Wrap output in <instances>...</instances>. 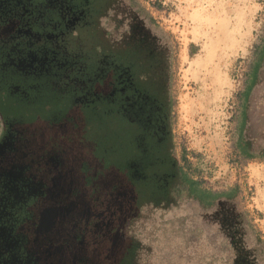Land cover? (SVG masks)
<instances>
[{"label": "rangeland", "instance_id": "rangeland-1", "mask_svg": "<svg viewBox=\"0 0 264 264\" xmlns=\"http://www.w3.org/2000/svg\"><path fill=\"white\" fill-rule=\"evenodd\" d=\"M134 1L151 17L149 26L153 31L171 47L170 126L175 160L201 189L236 190V202L247 214L251 235L260 245L264 260V77L257 76L258 71H264L261 61L264 0ZM129 27L135 28L133 24ZM121 51L125 53V48ZM99 87L102 89V85ZM39 107L35 109L37 114L31 113L23 119L37 122L27 126L31 148L32 141L53 135L52 139H57L65 150L62 158L65 162L57 166L61 172L51 167V172L58 175L48 197L50 204L42 205L40 213L42 216L50 213L48 219L58 220L59 212L53 211L65 201L71 202V198L64 200V197L73 188L79 193L72 196V201L87 205L85 213L93 221L83 244L70 248L58 244L59 248L52 251L54 264H118L123 248L119 239L118 243L114 242V234L109 236L108 231L133 208L134 193L114 170L94 180L96 190L92 193V186L83 185V173L79 172L81 163L86 165V162L92 176L100 169L90 149L94 156H100L102 165L125 166L126 159L123 156L121 160L119 144L115 142L118 139L111 140L112 130L100 127L101 116L95 112L91 127L84 125L87 139L92 143L91 136L94 141L89 149L75 136L82 128L80 114H74L77 111L69 116L73 122L48 126L41 122L62 118L69 109L43 113ZM9 108L17 118L24 117L28 111L17 106ZM72 123L75 128L71 127ZM111 123L115 124L113 120ZM113 144L119 148L117 155L112 150ZM68 205L66 210L70 209ZM191 206L190 202H183L164 212L143 207L145 219L136 228L138 237L150 243L153 254L172 255L171 249H179L184 243L179 238L169 246L159 247L160 229L165 221L190 213ZM230 207L219 210L220 220H229L225 213ZM52 231L58 243V224L54 223ZM205 235L198 238L195 246L181 250L191 256L187 264H228L224 251L213 253V247L210 250ZM54 242L49 238L47 244L56 245ZM46 252L44 258L50 259V250Z\"/></svg>", "mask_w": 264, "mask_h": 264}, {"label": "trees", "instance_id": "trees-1", "mask_svg": "<svg viewBox=\"0 0 264 264\" xmlns=\"http://www.w3.org/2000/svg\"><path fill=\"white\" fill-rule=\"evenodd\" d=\"M30 2L34 8L33 21L30 22L31 30L46 33V36H42L41 40H38L39 43L33 38L24 40L22 36H17L19 39L14 37V40L23 39L25 44L32 42L31 47L39 45L50 49L53 44L52 36L61 46L57 51L59 57L70 62L76 59L82 65L83 70L80 72L85 79H92L94 82L105 60L110 62L113 77L120 69L126 70L132 84L140 91L143 89L150 97L157 98L161 105L160 113L165 118L168 136L166 146L158 148L159 152L154 155H148L145 150L141 152L140 147H137V137V140H151V133L146 134L148 127L144 130L141 121L130 122L122 115V94L118 88L113 99L94 97L88 105L83 106V129L84 125L91 127L92 115L97 112L96 116H101L98 119L100 127H109L108 129L112 130L111 140L118 139L115 142L119 144L120 158L123 160L124 156L126 164L119 167L118 163L114 162L113 167L127 173L136 193V211L126 218L121 228L125 249L119 264H187V259L191 256L181 250L195 246L198 238L204 233L206 244H211L210 250L213 247V253L224 251L228 264H264L262 249L251 235L247 214L236 202V190L213 192L201 189L198 182L183 173L175 160L170 126L171 47L149 26L152 19L147 11L139 7L134 0H74V3L68 4L75 9H82L83 16L73 27L67 28L64 22L66 15L59 10L42 7V10L38 11L36 9L39 8L40 0ZM63 10L66 12L65 5ZM132 24L135 27L133 29L129 27ZM0 42L3 40L0 39ZM122 47L125 48V53L121 51ZM261 58L264 65V50ZM257 76L264 77V71H258ZM73 88L71 83L58 86L51 82L50 77L33 78L17 71L0 70V123L7 119L28 122L23 119L31 113L37 114L36 106H40L43 113H59L64 109L66 111L72 107L76 95ZM14 106L28 111L24 117H14L9 108ZM111 120L115 124H112ZM82 138L88 140L85 131ZM90 138L91 144L94 145L93 137ZM115 144L111 147L117 155L119 148H116ZM97 158L103 161L100 156ZM167 167H170L171 175H165ZM136 169L140 171L137 172ZM10 199L12 203L10 202L9 206L14 211L15 218L18 222L24 221L25 205ZM183 202L191 203L190 213L165 221L157 241L162 242L159 247H166L171 241L180 238L184 245L179 249H171L170 256L165 253L153 254L150 243L143 242L136 233L137 226H141L145 219L142 208H158L164 212L178 207ZM225 207L231 208L225 213L229 220H220V209ZM161 260L164 263H161Z\"/></svg>", "mask_w": 264, "mask_h": 264}, {"label": "flooded vegetation", "instance_id": "flooded-vegetation-1", "mask_svg": "<svg viewBox=\"0 0 264 264\" xmlns=\"http://www.w3.org/2000/svg\"><path fill=\"white\" fill-rule=\"evenodd\" d=\"M68 2L74 3V0H40L39 8L37 7L36 10L40 11L42 7L59 10L63 15H66L65 26L71 28L82 18L83 10L73 8ZM64 5L66 12L63 10ZM33 9L30 0H0V39L3 40L0 42V70L17 71L33 78L50 77L51 82H55L58 86L73 84L76 95L69 111L62 118L41 123L56 126L63 122H73L69 116L77 111L74 114H80L82 128L75 132V136L77 135L78 140L87 144L90 149L93 144L82 138L84 132L83 106L88 105L94 97L104 96L113 99L118 88L122 94L120 97L122 115L130 122L141 121L144 130L148 127L146 134L151 133V140H146V138L137 140V137V147H140L141 152L145 150L148 155L159 152L158 148L163 147L166 143L168 131L165 118L160 113L161 105L158 99L150 97L143 89L140 91L134 86L126 70L120 69L113 77L110 62L105 60H103L94 82L92 79H85L80 72L83 70L82 65L76 59L70 62L59 57L57 51L61 46L52 36L53 44L50 49L39 45V47H31L32 42L25 44L24 40L26 39L33 38L39 43L42 36H46V33H37L31 30L30 22L33 21ZM17 36H22L24 40H16ZM14 37H16L15 40ZM53 69L54 72H52ZM100 85H102V89H100ZM30 122L7 119L0 123V264H54L55 257H52L54 256L52 251L59 248L58 244L64 248L83 244L86 240L85 234L88 227L93 225L92 219L88 218L90 214L85 213L84 208L87 205L84 206L78 200L76 203L72 201V196L79 193L78 189L73 190V188L65 193L64 197V200L71 198V202L66 203L65 201L64 205L61 204L58 209L53 211V213H61H58V220L48 219L50 213L41 215L39 209L42 205L49 206L51 188H53L56 175H58V172L55 175V172H51V167L54 166L56 171L60 170L61 172V168L57 169V166L64 164L65 160L62 158L65 150L57 142V139H52L53 135L45 140L32 141L34 147L31 148L27 126L37 122ZM71 127L75 128V123H72ZM90 154L100 165V169L92 176L88 169L89 163L86 162V165L81 163L79 172L83 173L85 187L92 186L93 193L96 190V185L93 184L94 180L99 175H105L114 170L123 176L122 179L134 193L133 208L127 211L108 231L109 236L114 234V242L118 243L117 239L120 240L123 253L125 240L122 238L121 228L126 218L136 211V193L127 173L119 171L113 166L105 167L102 165V161L92 154L91 149ZM166 169L168 171L165 175H171L170 167ZM136 171L140 170L136 169ZM10 198L15 199L14 202L17 204L25 205L26 218L24 221L18 222L15 218V213L9 206L10 202L12 203ZM67 204L70 209L66 210ZM63 210L66 211L63 212ZM54 223L59 227L58 243L52 231ZM49 238L53 242L55 241L56 245L47 244ZM47 250L51 252L50 259L44 258Z\"/></svg>", "mask_w": 264, "mask_h": 264}]
</instances>
